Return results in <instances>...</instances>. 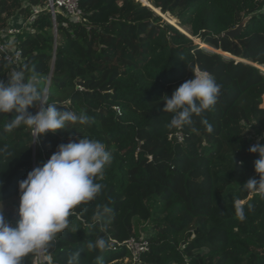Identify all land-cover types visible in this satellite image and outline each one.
I'll use <instances>...</instances> for the list:
<instances>
[{"label":"trees","instance_id":"trees-1","mask_svg":"<svg viewBox=\"0 0 264 264\" xmlns=\"http://www.w3.org/2000/svg\"><path fill=\"white\" fill-rule=\"evenodd\" d=\"M146 1L193 39L140 0H79L80 22L34 15L46 0H0V34L28 25L14 38L23 55L16 71L48 85L58 110L90 118L33 142L26 127L4 131L15 112L0 114L2 209L19 207V182L60 144L99 140L112 156L96 180L100 194L72 210L69 227L42 249L45 260L38 249L22 264H68L76 252V264H264V193L243 187L259 180L249 148L264 144V72L254 66H264V0ZM245 20L238 36L225 35ZM197 70L220 85L217 103L168 129L162 97ZM12 73L0 58V79ZM104 207L111 213L95 219ZM99 238L106 246L89 249ZM131 238L149 242L137 263L124 245Z\"/></svg>","mask_w":264,"mask_h":264},{"label":"clouds","instance_id":"clouds-1","mask_svg":"<svg viewBox=\"0 0 264 264\" xmlns=\"http://www.w3.org/2000/svg\"><path fill=\"white\" fill-rule=\"evenodd\" d=\"M220 85L207 71L193 74V78L177 87L171 97L165 94L163 111L172 113L168 129H180L191 122L192 116H200L217 103ZM48 90L41 89L33 78L26 80L23 72L12 73L7 80L0 79V114L15 112L16 115L4 125V131L12 132L26 127L31 130L33 142L46 133H55L67 128L68 122L87 124L90 118L81 113L60 111L55 103L47 102ZM39 104L35 114L28 109ZM207 123V121H205ZM209 132L212 126L207 127ZM32 142V143H33ZM5 149H0V152ZM249 152L258 153L255 172L259 176L249 179L244 189L264 193V144L256 143ZM111 153L99 140L79 138L60 144L57 150L41 166L30 171L26 179L19 182L20 202L18 219L13 226L5 220L0 206V264H22L23 257L38 249H46L58 233L69 227V216L78 205L93 201L100 194L102 179ZM112 209L104 207L97 213L99 220ZM239 219H244L243 209L237 208ZM106 241L89 242V249H103ZM79 252L74 253L68 264H76Z\"/></svg>","mask_w":264,"mask_h":264},{"label":"built area","instance_id":"built-area-1","mask_svg":"<svg viewBox=\"0 0 264 264\" xmlns=\"http://www.w3.org/2000/svg\"><path fill=\"white\" fill-rule=\"evenodd\" d=\"M43 10H48L55 18L57 14L63 15L65 18L80 22L83 20V13L79 8V0H46V6L44 9H35L34 15L39 14ZM25 23L22 28L9 27L6 32L0 34V58L7 62L13 72H15L20 64L23 62L22 51L17 48L14 38L20 34L24 27H27ZM182 141L183 137L181 133H177L172 136ZM124 245L131 253L133 263H137L142 254L148 251L149 242L146 240H137L131 238L127 240Z\"/></svg>","mask_w":264,"mask_h":264},{"label":"water","instance_id":"water-1","mask_svg":"<svg viewBox=\"0 0 264 264\" xmlns=\"http://www.w3.org/2000/svg\"><path fill=\"white\" fill-rule=\"evenodd\" d=\"M145 6H147V7H149V8H151L152 10H154L158 15H160L162 18H164V20H166L168 23H170L171 25H173V26H175L173 23H171V21L169 20V19H166V17H164V15L161 13V11L159 10V9H155V8H153L148 2V4L145 2V0H140ZM246 22H247V20H245L244 22H242L238 27H236L235 29H233V30H230V31H228L225 35L226 36H228V37H230L231 39H234L236 36H238L240 33H241V31H242V29H243V27L245 26V24H246ZM175 27H177V26H175ZM178 28V27H177ZM179 29V28H178ZM180 30V29H179ZM181 32H183V31H181ZM184 33V32H183ZM186 36H188L189 38H191V39H193L192 37H190L188 34H186V33H184ZM195 42H198L197 40H194ZM198 44H199V42H198ZM220 54H222L221 52H220ZM222 55H224V56H226V57H228V58H231V59H236L235 57H232V56H230V55H225V54H222ZM237 61H239V62H245V63H248V62H246V61H244V60H241V59H236ZM248 64H251V63H248ZM252 65H254V64H252ZM255 67H257L258 69H260L261 70V67L260 66H257V65H254ZM198 72H199V70H197ZM46 88H47V90H48V85L46 86ZM42 249H39V253L41 252L42 253Z\"/></svg>","mask_w":264,"mask_h":264},{"label":"rangeland","instance_id":"rangeland-1","mask_svg":"<svg viewBox=\"0 0 264 264\" xmlns=\"http://www.w3.org/2000/svg\"><path fill=\"white\" fill-rule=\"evenodd\" d=\"M164 17H166V19H169L170 21H172L171 18H168V16L164 15ZM171 23H173L175 26L178 27V24H177L176 21L173 20ZM178 28H179V27H178ZM179 29L183 30V32L186 33V34L188 33V29H186V28H179ZM197 41H198V40H197ZM198 42H199V41H198ZM198 42H196V44H198ZM200 45H201V44H200ZM202 47H203V45H202ZM205 48H207L208 50L214 51V50H213L211 47H209V46H205ZM261 71L264 72V69L261 68ZM263 107H264V106H263ZM8 204H10V207H9V208H10L11 210H8V211H7V210L2 209V212H3V215H4V217H5V220H6L7 222H9L10 224H12L13 219H15V218L18 216V215H17L18 207L12 206L11 203H8ZM38 259H43V260H45L41 252L38 253ZM126 262H127V261H126Z\"/></svg>","mask_w":264,"mask_h":264},{"label":"bare ground","instance_id":"bare-ground-1","mask_svg":"<svg viewBox=\"0 0 264 264\" xmlns=\"http://www.w3.org/2000/svg\"><path fill=\"white\" fill-rule=\"evenodd\" d=\"M145 2L147 3V1H146V0H145ZM147 4H148V3H147ZM148 5H149V4H148ZM171 20L173 21V19H172V18H171ZM172 21H171V22H172ZM180 30H181V29H180ZM181 31H183V30H181ZM261 68H262V69H264V66H261ZM197 72H198V71H197Z\"/></svg>","mask_w":264,"mask_h":264}]
</instances>
